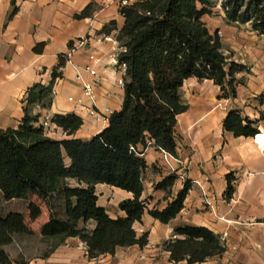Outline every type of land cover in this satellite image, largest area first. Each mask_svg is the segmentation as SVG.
<instances>
[{
    "label": "crops",
    "instance_id": "obj_1",
    "mask_svg": "<svg viewBox=\"0 0 264 264\" xmlns=\"http://www.w3.org/2000/svg\"><path fill=\"white\" fill-rule=\"evenodd\" d=\"M129 4L145 0H128ZM121 0H0V129H17L25 116L24 108L28 91L36 84L48 86L53 73L61 74L53 86L50 107L34 105L32 114L39 116L37 126L44 120L51 122L50 138L62 141L70 138L90 141L107 129L110 117L122 110L125 91L117 84L121 77L110 59L115 45L102 41L103 28L117 23L114 35L124 27L125 19L120 13ZM205 22L211 34L221 32L223 53L231 63L247 67L237 73L236 97L225 98L221 88L210 80L187 79L181 89L182 102L188 110L179 115L175 128L177 156L186 164L187 181L191 188L180 214L164 225L145 214L135 224L139 236L148 235V244L141 248L132 246L118 248L114 255L90 259L88 248L79 238H69L64 244L51 250L52 242L43 239L41 228L50 220L49 210L36 221H31L29 212L8 211L22 215L32 235H17L13 243L5 247L12 264H188L174 263L166 249L175 232L183 227H204L219 237L225 248L222 255L202 264H264V36L255 32L250 24L229 22L224 10L217 3ZM91 6V15L77 19ZM16 14L11 17L14 10ZM87 44L75 51L71 62L66 61L70 44L79 40ZM44 44L43 52L34 48ZM96 55L101 63L96 66L101 78L96 87V106L102 112L91 115L92 103L84 95L76 79V67L90 64L89 57ZM64 56L65 66L60 67ZM87 79L89 75L83 73ZM70 98L73 100L70 101ZM231 111H239L245 119L257 122L256 137H235L224 130L223 123ZM76 114L83 120L77 133L68 137L52 123L56 115ZM147 168L143 173L144 192L141 200L149 209H164L185 183L177 178L175 185L165 190H156V185L169 176L161 160V154L149 150L143 156ZM235 177V192L227 200V176ZM72 187L79 184L68 180ZM98 205L105 208L111 218L125 216L119 205L133 199V195L107 185L96 186ZM1 199V194H0ZM4 205L24 203L3 202ZM43 204V203H42ZM94 222L79 228L92 232ZM227 234L223 238V234Z\"/></svg>",
    "mask_w": 264,
    "mask_h": 264
},
{
    "label": "trees",
    "instance_id": "obj_2",
    "mask_svg": "<svg viewBox=\"0 0 264 264\" xmlns=\"http://www.w3.org/2000/svg\"><path fill=\"white\" fill-rule=\"evenodd\" d=\"M213 1L145 0L120 8L125 24L117 38L127 49L120 57V62L127 65L124 103L122 110L110 117L109 127L90 141H57L37 126L39 116H33V107H50L54 82L61 77L57 72L48 86L36 84L28 91L21 125L17 129H0V200L27 202L31 221L41 217L42 209L30 198L37 197L46 204L50 220L42 226L41 235L52 241L46 256L69 238L84 242L90 259L114 255L118 248H143L148 244V235L139 236L134 226L145 214L167 225L183 210L191 188L189 181L164 209H149L141 200L147 163L131 148L151 140L177 155L175 128L178 116L188 110L181 99L187 79L213 81L221 88L223 97H236L235 75L247 67L236 63L228 67L221 38L217 33L211 34L202 20L211 14ZM221 8L229 22L250 24L264 36V0H222ZM91 10L90 6L76 18L89 17ZM16 12L15 9L11 17ZM115 30L117 23L111 22L102 33ZM72 46L73 43L69 47ZM43 49L44 44H39L34 51L40 54ZM65 64L62 56L60 67ZM51 121L68 137L83 125L76 114L56 115ZM223 127L235 137L259 134L257 122L245 119L239 111L229 112ZM177 178L167 176L156 185V190L167 191ZM70 179L79 186H70ZM227 180L226 197L231 200L236 179L230 174ZM99 184L133 195V199L119 205L125 216L113 219L98 205ZM80 221L85 226L94 222L96 227L89 232L79 228ZM17 235H32L24 217L15 212H0V264H12L5 247ZM166 249L174 263L188 264H202L225 252L219 237L204 227L177 229Z\"/></svg>",
    "mask_w": 264,
    "mask_h": 264
},
{
    "label": "built area",
    "instance_id": "obj_3",
    "mask_svg": "<svg viewBox=\"0 0 264 264\" xmlns=\"http://www.w3.org/2000/svg\"><path fill=\"white\" fill-rule=\"evenodd\" d=\"M222 2V0H219ZM129 1L128 0H121L120 7L128 6ZM221 5V4H220ZM219 37H222L221 32H217ZM118 34L114 35L113 33L110 34H104L102 37L103 42L112 43L115 45V50L112 53L110 59L114 65H116L118 72L120 73L121 77L117 80V84L120 87L125 86V79L127 77V65L124 62H120V57L122 54L127 52V49L121 45V43L118 40ZM87 44V40H79L75 43H73L72 48H70L69 54L67 55L68 62H71V56L72 54L77 51L78 49L84 47ZM90 64L85 66L84 68H78L76 67L77 76L76 79L81 85L83 89L84 95L90 100L92 103V110L91 115L93 116H99L102 114L100 109L96 106V87L100 84L101 78L97 73L96 66L101 63V58L97 57L96 55H91L89 57ZM83 73H86L89 75V78L87 79L84 77ZM73 99L70 98V101ZM106 115L111 117L114 112L111 110H106ZM40 127H43L47 134L51 133V122L50 120L46 119L42 123L39 124ZM260 149H264V146L261 144H258ZM156 150L161 154V160L164 164V167L166 168V171L169 175H175L178 178H180L184 183L187 181L186 177V171L189 167L190 163L186 164L184 161H182L177 155H173L167 150L163 149L160 146L155 145V143L151 140H148L146 144H140L137 147H132L131 150L134 151L138 156L143 157L149 150ZM227 234H223V238H226Z\"/></svg>",
    "mask_w": 264,
    "mask_h": 264
},
{
    "label": "rangeland",
    "instance_id": "obj_4",
    "mask_svg": "<svg viewBox=\"0 0 264 264\" xmlns=\"http://www.w3.org/2000/svg\"><path fill=\"white\" fill-rule=\"evenodd\" d=\"M216 3V0H214L213 1V5ZM219 5L221 4V2L220 1H218L217 2ZM213 5L210 7V10H211V14L209 15V16H211L212 17V15H213V12L217 15V11H213L212 10V7H213ZM2 200H0V205L2 204V202H1ZM30 201H32V202H34V203H36V204H38L39 206H40V208L41 209H44L45 208V213L46 214H48V207L46 206V204L45 203H43L42 201H40V200H38V198L37 197H31L30 198ZM43 203V204H42ZM20 204H23V206H25L26 207V209H27V205H28V203L27 202H24V203H15V204H8V205H4L3 206V208L1 209V207H0V212L1 213H5V212H8V211H20V210H23L24 208H23V206H21ZM27 212H29L28 211V209H27ZM42 213H43V210H42ZM49 214H50V212H49ZM42 215V214H41ZM29 218H30V214H29ZM42 236V235H41ZM44 239V238H43ZM47 240V239H46ZM49 241V244H51V240H48ZM51 241V242H50ZM51 246H52V244H51Z\"/></svg>",
    "mask_w": 264,
    "mask_h": 264
}]
</instances>
